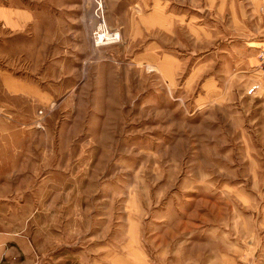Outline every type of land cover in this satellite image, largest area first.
<instances>
[{
    "label": "rangeland",
    "instance_id": "374dc122",
    "mask_svg": "<svg viewBox=\"0 0 264 264\" xmlns=\"http://www.w3.org/2000/svg\"><path fill=\"white\" fill-rule=\"evenodd\" d=\"M0 7L41 17L0 36L38 88L0 130L17 264H264V0Z\"/></svg>",
    "mask_w": 264,
    "mask_h": 264
},
{
    "label": "crops",
    "instance_id": "0c3cea01",
    "mask_svg": "<svg viewBox=\"0 0 264 264\" xmlns=\"http://www.w3.org/2000/svg\"><path fill=\"white\" fill-rule=\"evenodd\" d=\"M38 15L36 9L0 7V36L5 31L36 32L41 20ZM36 93H38L36 86L4 73L0 68V130H9L5 114L9 113L11 103ZM23 241L13 237L9 232L0 231V264H17L13 242L20 245L19 242Z\"/></svg>",
    "mask_w": 264,
    "mask_h": 264
},
{
    "label": "bare ground",
    "instance_id": "6f19581e",
    "mask_svg": "<svg viewBox=\"0 0 264 264\" xmlns=\"http://www.w3.org/2000/svg\"><path fill=\"white\" fill-rule=\"evenodd\" d=\"M97 1H99V0H97ZM98 12H100V10H98ZM97 12V13H98ZM101 12H102V9H101ZM99 15V14H98ZM98 17H100V16H98ZM108 32V31H107ZM110 35V34H109ZM103 36V35H102ZM114 36V35H113ZM110 37V36H109ZM104 37H102V39H103ZM106 39H107V37H106Z\"/></svg>",
    "mask_w": 264,
    "mask_h": 264
},
{
    "label": "built area",
    "instance_id": "2783aa9c",
    "mask_svg": "<svg viewBox=\"0 0 264 264\" xmlns=\"http://www.w3.org/2000/svg\"><path fill=\"white\" fill-rule=\"evenodd\" d=\"M42 114V113H41Z\"/></svg>",
    "mask_w": 264,
    "mask_h": 264
}]
</instances>
